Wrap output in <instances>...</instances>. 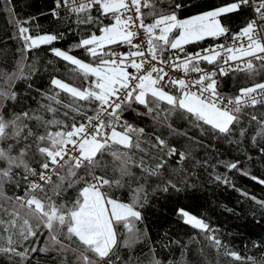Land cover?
Here are the masks:
<instances>
[{
    "label": "snow or ice",
    "instance_id": "snow-or-ice-1",
    "mask_svg": "<svg viewBox=\"0 0 264 264\" xmlns=\"http://www.w3.org/2000/svg\"><path fill=\"white\" fill-rule=\"evenodd\" d=\"M11 4L3 7L15 17ZM53 4L50 15L66 12L65 32L76 41L53 47L65 32L37 24L33 35L27 25L36 17L16 18L17 59L0 68L7 85L0 88V264L40 256L57 264H255L183 207L176 215L199 235L170 241L181 258L165 262L148 210L155 198L194 189L221 144L239 150L247 143L264 157V0H221L194 15L182 14L187 0ZM206 40L213 43L201 47ZM42 46L64 69L36 88L39 61L29 53ZM230 75L241 86L226 94L220 78ZM239 164L224 166L264 185ZM243 195L264 209V200Z\"/></svg>",
    "mask_w": 264,
    "mask_h": 264
},
{
    "label": "trees",
    "instance_id": "trees-1",
    "mask_svg": "<svg viewBox=\"0 0 264 264\" xmlns=\"http://www.w3.org/2000/svg\"><path fill=\"white\" fill-rule=\"evenodd\" d=\"M5 0H0V68L11 69L17 59L16 49L19 41L15 39V19H28L36 17L33 23L27 25L36 34V25L40 31L65 32L68 26L66 12L62 13L59 20L53 18L49 10L54 6L53 0H12L11 7L15 11L12 16L6 7H3ZM189 7L182 10L184 15H194L209 6H217L221 0H187ZM45 13V15H41ZM236 20L237 18H233ZM77 35L74 32H65L64 39L55 42L53 47L67 49L72 45ZM213 43L211 40L204 41L200 46ZM49 46H42L29 53L39 61L35 66L39 72L32 78L34 87L47 88L49 73L53 70L63 72L64 62L55 58L49 51ZM196 45L188 46L189 50L196 48ZM76 54H80L77 50ZM49 61L52 63L49 64ZM34 62V61H33ZM27 71V68L25 69ZM238 76L230 75L221 77V90L226 94H233L241 86ZM26 82L20 81V87ZM7 87L0 77V88ZM21 92L24 89L21 87ZM34 94V93H33ZM31 103V102H30ZM240 161L239 167L251 173L252 176L264 179V157L258 150L247 143L239 150L227 144L219 145L218 151L209 157V167L198 170L193 178L194 189H189L185 194L179 196H160L153 199L148 210L149 232L152 240L156 242L159 257L167 262L168 260H180V247L170 241L179 240L188 242L190 237L198 236V230L185 225L176 209L183 207L197 217L202 218L207 224L216 230V234L230 248L238 251L242 256L255 258V264H264V247L254 248L253 242L264 243V209L252 199L243 195L248 193L257 200H264V185L252 180L249 176L242 175L235 169L229 171L224 164L226 162ZM215 165V167H211ZM216 175L227 177L231 183L226 184L214 179ZM234 185L235 187H233ZM161 244L168 245L167 248ZM143 247L138 245L137 248ZM147 251V249H145ZM193 253L196 246L192 248ZM205 255L210 260H215L216 253L211 248L204 249ZM122 254L126 256V252ZM193 260L190 253L187 257ZM33 264H57L55 260L46 256H40ZM196 264H207L204 259L197 260ZM221 264H232L227 259H221ZM251 264V262H249Z\"/></svg>",
    "mask_w": 264,
    "mask_h": 264
},
{
    "label": "built area",
    "instance_id": "built-area-1",
    "mask_svg": "<svg viewBox=\"0 0 264 264\" xmlns=\"http://www.w3.org/2000/svg\"><path fill=\"white\" fill-rule=\"evenodd\" d=\"M207 46V45H206ZM202 47H204V46H202ZM192 50H196V48H194V49H192ZM208 67H210V66H208Z\"/></svg>",
    "mask_w": 264,
    "mask_h": 264
}]
</instances>
